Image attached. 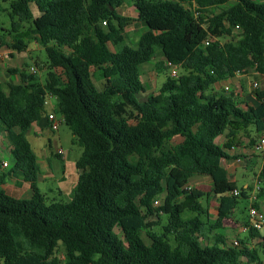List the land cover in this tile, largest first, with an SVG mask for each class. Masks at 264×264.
<instances>
[{"label":"trees","instance_id":"obj_1","mask_svg":"<svg viewBox=\"0 0 264 264\" xmlns=\"http://www.w3.org/2000/svg\"><path fill=\"white\" fill-rule=\"evenodd\" d=\"M129 1L134 18L117 12L123 0L9 4L0 48L19 54L33 38L46 53L47 73L41 84L13 69L19 81L0 83V133L10 144L11 171L21 172L32 192L10 197L2 189L8 174H0V264H260L249 243L260 234L249 222L244 239L228 243L222 234L250 188L232 195L237 187L221 161L230 159L226 150L238 131H264V87L253 92L257 106L245 108L233 93L211 87L241 71L264 76V0ZM128 21L146 30L134 47L113 50ZM157 55L160 68L166 63L181 73L138 100L146 93L141 66ZM97 73L101 90L93 83ZM47 97L56 98L54 114L82 149L68 202L48 203L40 192L26 139L46 115ZM226 130V143L216 144ZM196 176L211 181L213 221L201 203L208 193L184 189Z\"/></svg>","mask_w":264,"mask_h":264},{"label":"rangeland","instance_id":"obj_2","mask_svg":"<svg viewBox=\"0 0 264 264\" xmlns=\"http://www.w3.org/2000/svg\"><path fill=\"white\" fill-rule=\"evenodd\" d=\"M12 0H0V26L4 29H9V19L7 16V12L9 11V4ZM123 5L117 9V12L119 14H125V16H128L130 18H133L134 12L133 9L130 6L129 0H123ZM259 1V0H254ZM229 5H225L222 7H219L216 11H220L221 9L227 8ZM33 13L37 14L35 8H33ZM27 27L26 25H24ZM146 30L145 26L141 23L135 22V21H128L127 26L124 30V42L120 44V46L113 48V50H118L123 45L128 46H135L140 35ZM235 35H238L236 32ZM227 39H221V42H225ZM27 50L26 52H22L19 54H14L13 58H6L4 62L2 63V67L7 68H18L20 70L21 68H24L26 73H30L29 69L31 67L35 68V73H33L35 76L38 77L39 82L41 84L45 83L46 79V73H47V57L46 53L43 50V48L35 42L33 38H30L27 42ZM8 51L6 47H3L0 49V53L6 57V54L4 52ZM68 53V50H66ZM159 61H162L160 56H156L150 63L144 64L141 66V76L140 80L143 82L146 88V93L141 94L140 96H137L138 100H145L146 96L149 94H155L159 91V88L161 87L162 83L165 81L166 77H171V71L173 67L168 66L166 63H164L163 67L160 68L158 65ZM26 64L27 66L23 65ZM178 71V75H180L181 70L180 68H176ZM0 78L5 82H8V79H6L4 76ZM0 82H2L0 80ZM103 79L100 77V75L94 74L93 76V83L96 87V89L101 90ZM254 82L258 83L257 89H262L264 87V76L256 73L254 70L248 71L243 73L237 78H232L226 81L219 82L218 84L213 85L211 88L213 91H216L218 93H224V86L228 85L230 87L229 93H235L236 101L239 105L243 106L244 103L250 102L249 99H244L243 96L247 95H253L254 88L252 87V84ZM242 87L245 89L242 92ZM225 94V93H224ZM56 98L54 97H47L45 102V108L50 109L54 108V110H57L56 106ZM59 119V115L57 116ZM33 129V128H32ZM51 133V132H49ZM45 135V134H44ZM52 135V134H51ZM55 137V141L52 143L51 148L49 149L47 141L46 143V154L48 155L49 159L46 161L42 157L38 160V166L40 168L42 180H38V188L40 189V192L45 195L47 202L59 201V202H68L70 201L73 190L75 188V180H76V173L77 169L75 167V162L81 155L82 149L77 144L73 143V136L70 132V130L67 128V126L61 122V124L58 127V130L53 133ZM238 138L236 139L235 148L239 151L238 153L241 155H244L246 158H248L249 154L247 153L246 149H250L251 146L258 140L259 135L255 133L254 127L249 126L245 130L238 131ZM33 139V135L31 132H29V140ZM243 146V147H242ZM245 146V148H244ZM62 150L63 155L62 158H57L55 156H50L49 152H57L58 150ZM243 150L245 154L241 151ZM3 159L7 161L10 166H12L11 159L7 152H4L3 150ZM41 154V153H40ZM39 156H42V154ZM260 158V159H258ZM258 159V160H256ZM256 162H252L247 165L246 168L239 169L237 174L235 175V185L239 189L244 188L245 184H248L252 190H255V187L259 184L257 180V176L260 169L264 166V153L260 156L255 157ZM49 164V166H48ZM13 167V166H12ZM49 171L52 172V177L49 175ZM43 173V175H42ZM65 175V180L59 181L60 178H62V174ZM197 188H199L203 193L210 194L209 198H211V182L210 179L201 177L199 179V182L196 185ZM57 189H61L63 191L62 196H58L56 193ZM51 190V191H50ZM163 195H161L156 200V206L162 204ZM202 205L205 208H208L207 199L204 197L201 200ZM249 208V201L246 199H239L238 204L233 211L232 215L241 222L242 220L246 219L247 212ZM260 212L264 214V211L260 209ZM233 232V233H232ZM223 236L227 239V242L231 240L234 237V234H239V238H244L246 234L243 232L233 231L230 229L223 230L222 231ZM258 251V255L260 258L261 263L264 264V248L260 246L255 247ZM62 250L60 249V252ZM60 256V255H59Z\"/></svg>","mask_w":264,"mask_h":264},{"label":"crops","instance_id":"obj_3","mask_svg":"<svg viewBox=\"0 0 264 264\" xmlns=\"http://www.w3.org/2000/svg\"><path fill=\"white\" fill-rule=\"evenodd\" d=\"M34 16H37V14H34ZM134 17H135V15H133V18ZM27 50H29V49L27 48L26 51ZM4 54H6V57H4V55L2 53H0V74H1V77L4 76L6 79H8V82H5V80L3 81L0 78V80L2 81L0 83L2 85H5L7 83H16V82L19 81V75L18 74H11L9 72V70L18 69V68H7V69H5V68L2 67V63L4 62V60L7 57L8 58H13L14 54H18V53H14V52L8 50V51L4 52ZM23 65H26V64L23 63ZM244 90L245 89L242 87V92ZM244 93H245V91H244ZM236 96H237V94L235 93V98H236ZM243 98L244 99H249L251 101L244 103L243 106L238 104L241 108H245L246 106H252V107H256L257 106V103H256L255 98H254L253 95H247L246 94L245 96H243ZM44 109H45L46 115H44V117L37 124L32 125L31 128L26 133V139L29 142L32 151L36 155L37 163H38V160H39L40 157H42L46 161H48V159H49V157H48V155L46 154V151H45V148H46L45 141H47L49 149L51 148L52 143L55 141V137L53 135L54 132H52L49 129V123L46 122V116L49 115V114L54 113V108H50V109L44 108ZM29 132H31L32 135H33V139L32 140H29ZM49 132H51V133H49ZM228 132L229 131L226 130L223 135L217 137L215 139V143L218 144V145H223L224 143H226V141L228 139L227 138L228 137ZM260 133H257V134L259 135ZM237 135H238V132L235 135V139L238 138ZM253 145L251 146L250 149H246L247 153L249 154L248 158H246L244 155H241V154L238 153L239 151L235 148V144L229 150H226V153L230 156V159H223L221 161V165L226 170L227 178H228V180L230 182H234L235 183V175L237 174L239 169L246 168L248 164H250L252 162H256V160H258L260 158L255 160V157L256 156L258 157V156H260V155H262L264 153V150L261 153L255 152L254 149H253ZM244 148H245V146H244ZM3 150H4V152H7V154L10 157H12L11 154H10V144H9L7 138H6V135L4 133H0V174H3V173L4 174H8L4 184L2 186V189L4 190V192L7 195H9L12 198H15V199H28L31 196V193H32L29 183L24 181V177H23V174L21 172H19V171L12 172L11 171V169L13 168L12 166L14 165V161L11 159L12 166H10V164L3 159V157H4ZM241 151L245 154V152L243 150H241ZM40 153L41 154L43 153L42 156H39ZM49 155L50 156H55L57 158H62V156L58 157L56 152L54 153V152L50 151ZM48 166H49V164H48ZM42 175H43V173H42ZM49 175L52 177V172L49 171ZM62 175L63 176H62V178L59 179V181L65 180L64 173ZM76 175L78 176V171H77ZM77 176H76V180L75 181H77ZM256 176H257L256 178H257V180L259 182L258 185H259L260 189H262L264 191V179H263V177H264V166L260 169L258 175H256ZM200 178H201V176H196V177L191 178L188 185L191 188L199 189V188L196 187V185L199 182ZM205 178H207V177H205ZM39 179L42 180L41 172H40L38 180ZM37 185H38V181H37ZM75 185H76V182H75ZM246 188H250V186L248 184H245L244 185V189H246ZM210 189H211V187H210ZM250 190H252V189L250 188ZM56 193L58 194V196H62L63 195V191L61 189H57ZM209 196H210V194H208V197L206 198L207 199V204H208V208H206V209L208 211L210 221H213V220H215V217H216V214H217L218 201H217V197L215 195L211 194V198H209ZM254 204L257 206L258 209L260 208V209H262L264 211V197H261V196L258 197V200L256 202H254ZM250 205H251V202L249 201V206ZM245 222H249L248 221V217H246V219H244V221L242 220L241 222H239L238 219H236L233 215H231L230 219L225 220L223 222L224 230H227V229H230V230H233V231L234 230L235 231L238 230V232L240 231V232H243L244 234H246V236H244V238H245L248 235V229L244 226ZM259 234L260 235H264V230L262 232H259ZM244 238H239V234H237V235L234 234V237L231 240H229L228 243H230L232 241H236L237 239H244ZM256 239H257V237L252 239L251 242H249V243H254V245H255L254 241ZM255 247L256 246H254V248ZM260 247H263V246H260Z\"/></svg>","mask_w":264,"mask_h":264},{"label":"built area","instance_id":"obj_4","mask_svg":"<svg viewBox=\"0 0 264 264\" xmlns=\"http://www.w3.org/2000/svg\"><path fill=\"white\" fill-rule=\"evenodd\" d=\"M236 32L239 33V28L238 27H236V29H235V33ZM205 44H207V42H205ZM29 71L33 74V73H35V68L31 67L29 69ZM243 73H245V71L237 72L235 74L234 78L239 77ZM177 76H178V71H177L176 67H173V69L171 71V77L172 78H176ZM252 87L254 89H257L258 88V83L254 82L252 84ZM224 91L228 93L230 91V87L228 85H225L224 86ZM47 122L49 123V129L52 132H56L58 130V127L61 124V122H63V120H62L61 117H59V119H58V117L54 113H52V114L47 115ZM253 149L257 153H261L264 150V131H262L259 134L258 140L253 145ZM56 154L58 156H62L63 152L60 149V150H58L56 152ZM184 189L186 191H189V190H191V187L189 185H187V186L184 187ZM259 192H260L259 185H257L255 187V190H247L246 191V195L248 197L247 200H249L251 202V205L248 208L247 216H248V221H249L250 225L254 229L258 230L259 232H262L264 230V214L262 212H260V210L258 208L253 206L254 202H256L258 200L257 195L259 194ZM232 195L239 196L240 195V191L235 189L232 192ZM254 242H255V245L258 244V245H261V246L264 247V235L258 236L257 239ZM234 245H237V243L234 242ZM250 247H254V243H251Z\"/></svg>","mask_w":264,"mask_h":264}]
</instances>
